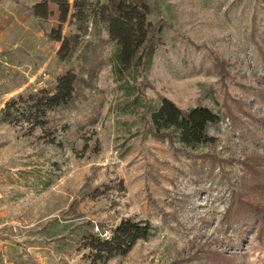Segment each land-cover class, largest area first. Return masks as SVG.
I'll list each match as a JSON object with an SVG mask.
<instances>
[{
    "label": "rangeland",
    "instance_id": "1",
    "mask_svg": "<svg viewBox=\"0 0 264 264\" xmlns=\"http://www.w3.org/2000/svg\"><path fill=\"white\" fill-rule=\"evenodd\" d=\"M146 1L158 48L148 67L122 79L112 72L114 44L90 20L85 33L71 17L62 24L63 35H80L64 61L59 43L35 37L53 19L27 20L31 43L0 51V109L64 71L86 78L100 67L95 89L52 112L44 131L0 121V264H264L255 228L242 232L240 219L227 220L237 193L246 194L242 163L264 155L260 125H250L252 136L228 116L248 124L234 102L241 99L264 118V0ZM163 96L217 114L207 129L215 141L190 148L176 134L154 135L150 117ZM92 108L95 121L84 123ZM125 219L147 220L152 234L125 255L94 261L85 236L108 235Z\"/></svg>",
    "mask_w": 264,
    "mask_h": 264
},
{
    "label": "trees",
    "instance_id": "2",
    "mask_svg": "<svg viewBox=\"0 0 264 264\" xmlns=\"http://www.w3.org/2000/svg\"><path fill=\"white\" fill-rule=\"evenodd\" d=\"M73 12L69 14L68 0H41L35 3L31 11L38 19H53L54 24L45 36L49 41L60 44L56 56L64 61L75 52L80 35H63L62 24L69 17L77 23V29L85 33L88 21L96 27L100 24L114 44L110 57L112 72L117 79H122L131 68L140 65L148 67L160 41L159 28L147 20L149 6L146 0H108L97 4L88 0H74ZM215 68L221 71L218 61ZM100 67L94 68L86 78L71 70L57 75L55 84L27 95L19 94L6 101L0 109V121L13 124H25L29 131L45 130L53 123L52 112L62 108L77 107V102L85 99L86 89H95V79ZM264 102V92L259 91ZM242 114L248 116V124L242 116L229 112L232 128H245L247 134L255 136L250 125L259 124L264 135V118L253 117L247 104L241 99H234ZM97 108L83 116L85 122H94ZM92 117H89L91 116ZM151 132L167 140L173 134L185 146L195 148L200 144H211L215 139L208 133L209 124H216L220 118L206 106L197 105L188 110L179 108L167 97L160 98L159 106L151 113ZM210 161L215 157L205 156ZM205 157L203 163L206 162ZM243 185L246 194L237 193L235 202L230 205L228 221L240 219L241 231L255 228L258 239L264 241V202L254 201L253 193L264 196V155L247 158L242 163ZM252 193V194H251ZM252 226V227H251ZM153 231L147 220H122L112 228L108 235L88 233L85 245L90 250L94 261H102L114 256L125 255L139 240H146Z\"/></svg>",
    "mask_w": 264,
    "mask_h": 264
},
{
    "label": "crops",
    "instance_id": "3",
    "mask_svg": "<svg viewBox=\"0 0 264 264\" xmlns=\"http://www.w3.org/2000/svg\"><path fill=\"white\" fill-rule=\"evenodd\" d=\"M37 2V0H0V51L17 50L31 43L29 39L31 32L26 30L25 22L36 19L31 8ZM50 29L51 27L46 32ZM44 35V31L37 32L36 40L40 41Z\"/></svg>",
    "mask_w": 264,
    "mask_h": 264
}]
</instances>
